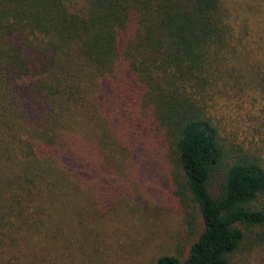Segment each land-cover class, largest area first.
<instances>
[{
  "label": "trees",
  "instance_id": "1",
  "mask_svg": "<svg viewBox=\"0 0 264 264\" xmlns=\"http://www.w3.org/2000/svg\"><path fill=\"white\" fill-rule=\"evenodd\" d=\"M230 84L264 101V0H0V264H25L38 234L49 248L58 221L84 225L118 175L107 159L127 168L150 138L174 146L203 221L157 264H232L243 228L264 227V167L225 164L201 99Z\"/></svg>",
  "mask_w": 264,
  "mask_h": 264
},
{
  "label": "rangeland",
  "instance_id": "2",
  "mask_svg": "<svg viewBox=\"0 0 264 264\" xmlns=\"http://www.w3.org/2000/svg\"><path fill=\"white\" fill-rule=\"evenodd\" d=\"M201 101L219 130L225 164L243 159L264 167V101L251 106L234 84L212 88ZM117 153L116 163L107 162L118 175L110 178L109 190L96 187L84 225L68 228L70 223L58 221L57 239L47 249L36 235V246L24 247L25 264H157L164 255L188 253L203 221L174 146L150 138L127 168L128 154ZM223 170L212 179L214 197L223 190ZM253 209L264 210V194ZM243 229L246 238L232 264H264V227Z\"/></svg>",
  "mask_w": 264,
  "mask_h": 264
}]
</instances>
